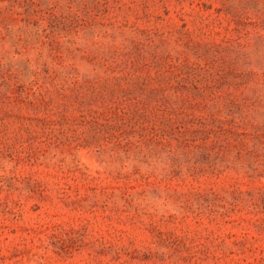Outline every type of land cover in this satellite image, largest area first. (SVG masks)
<instances>
[{
    "label": "rangeland",
    "instance_id": "1",
    "mask_svg": "<svg viewBox=\"0 0 264 264\" xmlns=\"http://www.w3.org/2000/svg\"><path fill=\"white\" fill-rule=\"evenodd\" d=\"M0 264H264V0H0Z\"/></svg>",
    "mask_w": 264,
    "mask_h": 264
}]
</instances>
